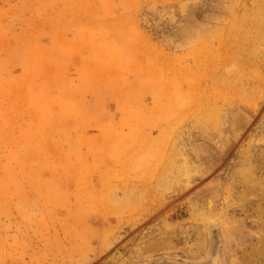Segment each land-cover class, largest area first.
Segmentation results:
<instances>
[{"label":"rangeland","instance_id":"1","mask_svg":"<svg viewBox=\"0 0 264 264\" xmlns=\"http://www.w3.org/2000/svg\"><path fill=\"white\" fill-rule=\"evenodd\" d=\"M0 264H264V0H0Z\"/></svg>","mask_w":264,"mask_h":264}]
</instances>
